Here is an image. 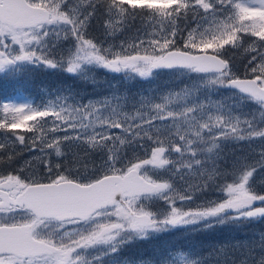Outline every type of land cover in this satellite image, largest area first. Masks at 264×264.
Here are the masks:
<instances>
[{"label": "snow or ice", "instance_id": "6c2138e0", "mask_svg": "<svg viewBox=\"0 0 264 264\" xmlns=\"http://www.w3.org/2000/svg\"><path fill=\"white\" fill-rule=\"evenodd\" d=\"M25 66L181 83L0 105V264H264V232L124 255L171 230L264 220V0H0V74Z\"/></svg>", "mask_w": 264, "mask_h": 264}, {"label": "rangeland", "instance_id": "374dc122", "mask_svg": "<svg viewBox=\"0 0 264 264\" xmlns=\"http://www.w3.org/2000/svg\"><path fill=\"white\" fill-rule=\"evenodd\" d=\"M237 56H239L238 57L239 62H243L242 65H245L246 59H241L240 58V53H237ZM25 68H26L25 69V73L26 74H25V77L23 78V80L21 81V83H23V85H25V86H30L33 74L35 72L34 71L35 69L32 66H26ZM243 70H244V67H243ZM62 77L68 78L66 76H62ZM93 77H94V75L90 74L89 82H87V83H89V86L85 85L84 83L83 84L79 83V81H78L79 79L75 80L72 83H66V82L57 81L55 83V85H54V90L55 89H62V88L63 89L70 88V89H72V91L74 93H77L80 97H83V98L87 99L89 97H101V96H103L105 94H108L111 91H116V90H118V87L121 84L119 82L118 83L117 82H113V83L103 84L102 83L103 79H101V78L95 79L94 78L96 80V84H95V87H93V85L90 84L91 83L90 81L92 80L90 78H93ZM153 79H155L154 83H152L150 86L143 87L139 92H146L147 94L151 95L153 93L163 92L165 89H168V88H178L180 86V83H181L179 77H177V76H175L173 74H167V76L165 78H163V79H160V81L156 77H153ZM43 82L47 85V87L51 86V85L48 84V80H43ZM110 85H114L116 87L115 88H110L109 87ZM21 93H23V92H21ZM45 96H46V94H45ZM39 97H41V94L39 95ZM44 100H42L41 103L44 102ZM25 101H28V100L23 95H17L16 96L15 94H10L9 97H7V98L2 100L1 104L2 105L6 104V103L21 104V103H24ZM2 115L4 116L5 113H2ZM8 115H9V118H10V114H8ZM57 135H63V133H58ZM227 149L235 150V146L228 145L226 150ZM235 153L237 155H242V152H240V151H235ZM228 160H229V162H231V160H232V156L231 155H229ZM198 202L201 203L202 199H199ZM161 206L162 205L159 204V203L154 205L155 208H158V207H161ZM235 225L236 224H234V225L233 224H228V225H225V227H223L225 232L228 233L230 231V235L231 236H230V238L226 239V240H228V243H234L236 241H241V239H242L237 234L234 235L235 230H232L231 228L234 227ZM188 232H190V231H188ZM262 232H264V227L259 226L257 228V230L254 232V234L256 235V237H258ZM166 235H169V236H171V235H179V237L182 240H184V241L187 238L185 234L179 232V229L171 230V231L167 232ZM208 241H210V237L208 238ZM185 242L187 243L189 241L187 240ZM164 245H165L164 248L156 247L155 248V254L158 253V252H161L165 248L176 247V246H173L170 243L169 239L164 243ZM213 245L214 244H211V246H213ZM211 246H209V247H211ZM138 248H139V244L129 248V251H130V254H131L132 257H135V258H140L141 257L139 255V251H137ZM144 248H145V246L142 245V249H144Z\"/></svg>", "mask_w": 264, "mask_h": 264}, {"label": "trees", "instance_id": "16d2710c", "mask_svg": "<svg viewBox=\"0 0 264 264\" xmlns=\"http://www.w3.org/2000/svg\"><path fill=\"white\" fill-rule=\"evenodd\" d=\"M103 17L99 16L96 19H94L92 21V26L89 29V34L91 36H95L97 38L101 37V34L103 32V28L101 27L102 23H103ZM137 26H139V22H137ZM253 38L251 37H245V42L248 43L252 40ZM239 56H236V58L233 60V71L236 72L237 74H243L244 70H243V62H239L238 60ZM236 68V69H235ZM41 70H44L43 68H40ZM55 71V75L54 78L56 79H62V76H66L68 77V74H66L63 71L60 70H52V73ZM35 78L41 76L40 74H37V72H35ZM12 85L13 86V81L10 80L8 82L7 87L9 88V86ZM3 87L1 86V82H0V92H2ZM0 118H2L0 116ZM28 123H31V121H29ZM16 132L19 133H23L25 135L31 136L30 133H26L25 130L23 128L20 129H16ZM4 135L3 133H0V140H4ZM29 153L25 152L24 154V159H26L27 155ZM22 162V160L20 161ZM2 171H7L9 169H0ZM234 225V224H233ZM264 227V220L258 221V222H248V221H241L236 223V225L234 227H232V230H235L234 235L237 234L240 237H244V241H249L252 242L253 244L256 243V235L254 234V232L257 230V228L259 226ZM224 226H217L216 228L212 229V230H208L205 232H199L197 235L200 236H196L193 237L192 239L189 240V242H184V243H178L175 246L176 247H186L188 245H194L198 248L200 247H204V248H209V246H211V244L217 245V244H222V243H228V240H226L227 238H230V231L227 233L225 232V230L223 229ZM247 236V237H246ZM210 237V241H208V238ZM246 237V238H245ZM155 254V250L153 251H147L145 252V255L148 257H152Z\"/></svg>", "mask_w": 264, "mask_h": 264}]
</instances>
